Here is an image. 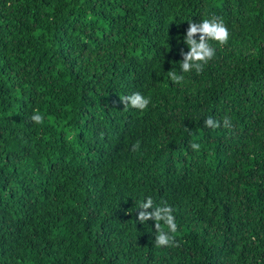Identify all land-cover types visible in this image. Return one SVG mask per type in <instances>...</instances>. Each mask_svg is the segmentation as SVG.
Returning a JSON list of instances; mask_svg holds the SVG:
<instances>
[{
    "label": "trees",
    "instance_id": "trees-1",
    "mask_svg": "<svg viewBox=\"0 0 264 264\" xmlns=\"http://www.w3.org/2000/svg\"><path fill=\"white\" fill-rule=\"evenodd\" d=\"M212 16L228 42L181 73ZM0 264H264V0H0Z\"/></svg>",
    "mask_w": 264,
    "mask_h": 264
},
{
    "label": "clouds",
    "instance_id": "clouds-1",
    "mask_svg": "<svg viewBox=\"0 0 264 264\" xmlns=\"http://www.w3.org/2000/svg\"><path fill=\"white\" fill-rule=\"evenodd\" d=\"M230 33L222 18L212 16L204 18L199 23L188 21V27L184 35L183 43L187 46V52L180 49L179 68L181 73H188L193 70L197 74L203 71L204 66L214 58L216 50L213 48L211 41L224 45L228 42ZM168 76L173 83L179 84L184 80L182 74L176 71H168ZM120 102L124 108L129 107L143 111L150 103V98L140 93H132L130 95L119 96ZM30 120L36 124L44 122V116L39 110H34L30 116ZM205 127L217 129L221 126L224 128L231 127V121L225 117L223 121H218L211 116L204 119ZM140 142L136 141L132 145V151H138ZM190 147L194 151L200 149V144L192 143ZM139 209L137 220L143 224L148 220L155 222V245L157 247H178L175 235L178 231V225L173 215L174 209L168 205L166 201L160 204H154L151 197H147L141 201L137 207ZM151 209V211H149Z\"/></svg>",
    "mask_w": 264,
    "mask_h": 264
}]
</instances>
